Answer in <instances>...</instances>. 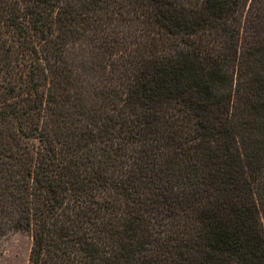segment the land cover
I'll return each instance as SVG.
<instances>
[{"label":"trees","instance_id":"obj_1","mask_svg":"<svg viewBox=\"0 0 264 264\" xmlns=\"http://www.w3.org/2000/svg\"><path fill=\"white\" fill-rule=\"evenodd\" d=\"M9 230L29 264H264V0H0Z\"/></svg>","mask_w":264,"mask_h":264},{"label":"rangeland","instance_id":"obj_2","mask_svg":"<svg viewBox=\"0 0 264 264\" xmlns=\"http://www.w3.org/2000/svg\"><path fill=\"white\" fill-rule=\"evenodd\" d=\"M74 46L73 57L79 66V70L85 72L91 81L97 79V73L103 72L102 67L99 66L102 64L101 59H96L97 57L91 53V47L82 41H78ZM32 244L33 240L28 232L9 230L0 244V264H29Z\"/></svg>","mask_w":264,"mask_h":264}]
</instances>
